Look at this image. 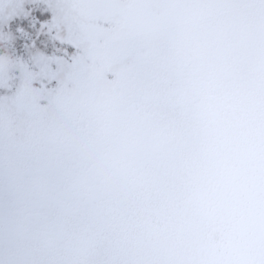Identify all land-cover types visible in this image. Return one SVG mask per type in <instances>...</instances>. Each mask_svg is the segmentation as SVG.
I'll use <instances>...</instances> for the list:
<instances>
[{"label": "snow or ice", "instance_id": "snow-or-ice-1", "mask_svg": "<svg viewBox=\"0 0 264 264\" xmlns=\"http://www.w3.org/2000/svg\"><path fill=\"white\" fill-rule=\"evenodd\" d=\"M0 264H264V0H0Z\"/></svg>", "mask_w": 264, "mask_h": 264}, {"label": "rangeland", "instance_id": "rangeland-1", "mask_svg": "<svg viewBox=\"0 0 264 264\" xmlns=\"http://www.w3.org/2000/svg\"><path fill=\"white\" fill-rule=\"evenodd\" d=\"M50 15H51L50 13H45L44 17H42V18H48ZM49 51H50V48H49Z\"/></svg>", "mask_w": 264, "mask_h": 264}]
</instances>
